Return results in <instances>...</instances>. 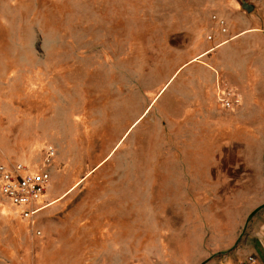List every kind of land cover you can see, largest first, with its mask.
I'll use <instances>...</instances> for the list:
<instances>
[{
  "label": "rangeland",
  "instance_id": "rangeland-1",
  "mask_svg": "<svg viewBox=\"0 0 264 264\" xmlns=\"http://www.w3.org/2000/svg\"><path fill=\"white\" fill-rule=\"evenodd\" d=\"M224 1L0 0V176L50 174L31 218L0 196V264L253 256L262 114L203 53Z\"/></svg>",
  "mask_w": 264,
  "mask_h": 264
},
{
  "label": "crops",
  "instance_id": "crops-1",
  "mask_svg": "<svg viewBox=\"0 0 264 264\" xmlns=\"http://www.w3.org/2000/svg\"><path fill=\"white\" fill-rule=\"evenodd\" d=\"M231 5V11L221 17L227 24L231 38L215 51L214 65L221 77V86L237 98L235 107L243 104V97H248L252 109H258L264 123V0H225ZM245 3L250 9L236 7ZM221 40L223 36L217 32L215 38ZM219 37V38H218ZM216 41V40H215ZM209 50L203 53L208 54ZM244 57V60H239ZM218 79V77H217ZM234 92V93H233ZM255 106V107H254ZM249 238L253 239L250 248L245 252L256 258L254 264H264V212H262L249 229ZM244 259V253L225 259L220 264H236Z\"/></svg>",
  "mask_w": 264,
  "mask_h": 264
},
{
  "label": "built area",
  "instance_id": "built-area-1",
  "mask_svg": "<svg viewBox=\"0 0 264 264\" xmlns=\"http://www.w3.org/2000/svg\"><path fill=\"white\" fill-rule=\"evenodd\" d=\"M211 20L215 24L217 32L223 36L228 35V28L225 20L216 14L211 15ZM213 35L209 34L207 39L214 40ZM228 39L219 41L216 46L227 42ZM211 48V50L214 49ZM221 102L225 108L233 107L237 104V98L230 92L222 97ZM50 181V174L47 169L27 171L23 167H12L5 169L0 176V196L17 208L24 218H31L41 207L37 202L42 198ZM255 258L247 256L236 264H254Z\"/></svg>",
  "mask_w": 264,
  "mask_h": 264
},
{
  "label": "water",
  "instance_id": "water-1",
  "mask_svg": "<svg viewBox=\"0 0 264 264\" xmlns=\"http://www.w3.org/2000/svg\"><path fill=\"white\" fill-rule=\"evenodd\" d=\"M241 7H242L243 9H246V10H249V9H250V7L247 6V5H245V4H241Z\"/></svg>",
  "mask_w": 264,
  "mask_h": 264
},
{
  "label": "bare ground",
  "instance_id": "bare-ground-1",
  "mask_svg": "<svg viewBox=\"0 0 264 264\" xmlns=\"http://www.w3.org/2000/svg\"><path fill=\"white\" fill-rule=\"evenodd\" d=\"M3 206V205H2ZM5 206V205H4ZM4 210V209H3ZM5 211V210H4ZM9 216H11V215H9Z\"/></svg>",
  "mask_w": 264,
  "mask_h": 264
}]
</instances>
